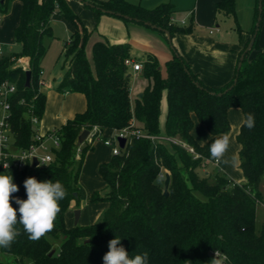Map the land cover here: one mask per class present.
Masks as SVG:
<instances>
[{"label":"trees","instance_id":"1","mask_svg":"<svg viewBox=\"0 0 264 264\" xmlns=\"http://www.w3.org/2000/svg\"><path fill=\"white\" fill-rule=\"evenodd\" d=\"M14 1L21 4L13 30V40L21 50L1 57L0 84L9 81L17 86L11 99L15 144L26 148L33 138L31 125L24 117L26 107L20 100L32 105L33 114L39 119L44 112L46 98L39 91L38 82L48 48L43 41L53 38V16L64 17L74 29L61 52L62 75L56 90L82 94L86 109L57 129L60 147L53 151L51 163L2 174L11 175L18 186L14 198L27 199L23 181L29 177L60 181L67 195L59 201L61 211L51 232L32 241L23 225L17 224L19 235L0 252L13 257L15 264L25 260L33 264H103L108 242L116 237L130 258L147 253L148 264H211L215 252L220 254L222 264H264V225L259 232L255 228L256 209L262 203L259 185L264 176V53L258 48L264 0L258 31L246 51L255 33L256 5L249 40L238 55L237 64L243 55L241 67L238 70L236 66L229 83L218 88L205 86L172 47V58L164 63L162 71L154 56L143 57L141 74L145 86L139 98L130 96L131 78L124 62L136 59L128 44L110 45L97 40L88 60L85 46L92 30L82 24L66 0H0V11L6 15ZM75 1L91 11L95 23L101 16H111L162 34L167 32L170 39L190 34L194 27L193 14L186 25L173 23L175 12L170 4L147 10L125 0ZM215 14L233 19L237 34H241L235 18V0H219ZM18 58L27 62L29 87L24 85L26 71L17 64ZM163 91L167 116L161 135L158 118ZM231 109L240 110L243 121L249 113L255 118L252 129L243 126L242 121L235 136L242 184L233 183L222 174L197 173L198 168L214 161L209 151L211 143L230 132ZM194 120L210 136L202 145L191 135ZM93 127L98 132L92 141L99 134L102 139L108 138L104 134L107 130L138 131L145 137L129 135L120 155H111L108 162L98 166L104 188L93 192L90 202L108 204L101 221L67 229L64 215L72 201L79 203V177L86 153L92 149L84 142L77 159L78 138ZM165 174L169 175L167 197L163 196ZM10 202L18 210L15 199ZM57 240L60 244L55 248L53 241Z\"/></svg>","mask_w":264,"mask_h":264},{"label":"crops","instance_id":"2","mask_svg":"<svg viewBox=\"0 0 264 264\" xmlns=\"http://www.w3.org/2000/svg\"><path fill=\"white\" fill-rule=\"evenodd\" d=\"M218 1L196 0L193 12L194 27L192 32L186 35H174L171 39V46L183 58L191 72L198 77L202 84L212 88L222 87L231 81L237 66L238 55L249 40V32L253 28L248 31L240 28L242 32L238 35L233 21V27L229 26L227 30L224 25L226 24L225 21L229 18L216 16L215 14V4ZM252 2L253 0H235L236 18L239 6L241 7L243 4L245 5V10L249 9L251 12L254 9ZM20 10L21 4L18 1H14L0 23L2 24L0 25V46L2 48L7 36H11L13 39V30L18 24ZM53 20L54 18L51 20V27L54 24ZM66 29L70 32L68 27ZM93 29H95V33L91 34L85 46V55L88 60L91 58V46L97 40L110 45L128 44L132 57L136 59L133 61L138 62L141 66L144 60L143 57L145 55H152L158 61L161 71L163 70L164 63L172 58V50L166 36L157 30L109 16H102L95 24L93 21L89 23L88 30ZM258 48L264 53V16L260 26ZM128 73L131 80L133 79V81L130 80V96L133 98L141 94L145 86V80L142 77L141 71L133 72L128 67ZM61 75L62 70L60 69V71L49 74L46 77L42 69L41 78L44 80L45 86L41 88V93L46 98L44 112L39 122V129L42 132L59 129L67 120L72 119L77 114L83 113L86 109V99L82 94L61 93L56 90ZM166 116V91H163L158 118L161 135L164 134ZM228 121L230 132L227 135L231 138V144L224 158L227 163L223 161L216 165L209 163V165H212V170H209L207 166L204 169L201 168V171L204 176L222 174L233 183L242 184L244 183V178L240 170H238L237 151L239 147L235 142V136L243 121L240 110H229ZM104 134L111 136L113 131L107 130ZM191 135L200 145L207 142L210 138L205 128L196 120L193 121ZM90 145L92 149L86 153L79 180L81 183L87 179L93 180L92 188L96 190L90 193L91 197L93 192L101 191L104 188V182L99 176L97 169L100 164L109 161L111 154L109 148L104 146L98 138L91 141ZM234 159L235 162H233ZM90 197L87 206L80 203L77 205L74 201L70 203V207L64 215L67 229L76 225H91L92 217H90V214L95 211L103 214L104 210L108 207L107 203H91ZM75 210L79 211L76 225H74Z\"/></svg>","mask_w":264,"mask_h":264},{"label":"clouds","instance_id":"3","mask_svg":"<svg viewBox=\"0 0 264 264\" xmlns=\"http://www.w3.org/2000/svg\"><path fill=\"white\" fill-rule=\"evenodd\" d=\"M255 125L254 116L249 113L243 121V126L252 129ZM231 144L229 135L224 134L215 139L209 147L210 156L218 164L227 163L224 160ZM235 162V159L233 160ZM27 199L14 198L13 194L19 191L13 183L11 175H0V248H9L19 235L17 224L23 225L24 231L32 241H38L54 229V222L61 211L59 201L66 195V189L60 181H38L34 177L23 181ZM19 205L14 209L11 200ZM19 213V217L17 215ZM218 252L211 260V264H222L217 258ZM103 264H148V254H138L130 258L128 252L121 246V239L114 238L108 242V251L103 256Z\"/></svg>","mask_w":264,"mask_h":264},{"label":"rangeland","instance_id":"4","mask_svg":"<svg viewBox=\"0 0 264 264\" xmlns=\"http://www.w3.org/2000/svg\"><path fill=\"white\" fill-rule=\"evenodd\" d=\"M101 1H106V0H101ZM126 2L133 4V5H139L144 9L151 10L154 9L155 7L162 5V4H170L174 10V23L177 25H181L180 21L183 20L185 24L189 23V20L191 18V14L194 12L195 8V1L196 0H125ZM69 8L72 10V12L80 19L82 24L88 29V24L92 23V21L95 24V21L93 19V15L90 10L87 8L83 7L82 4L75 0H66ZM69 2V3H68ZM253 6L254 9L250 10H245V5L242 4V6L238 8V16L236 18V13H235V18L238 26L245 31L250 30L253 27L254 24V10L257 5V0H253ZM11 6V5H10ZM10 9V7H9ZM102 17V16H101ZM100 17V18H101ZM111 17V16H109ZM54 18L53 22L54 24L52 25V39L45 38L43 43L45 46H47V52L46 55L41 63V67L45 73V76H49V74H54L61 69V64H62V56L61 52L63 50V47L65 45V42L68 40L69 36L73 33L74 29L73 26L70 24L68 20H66L64 17L61 16H53ZM218 18V17H217ZM225 28L231 26L233 27V20L228 19L225 21ZM2 25V24H0ZM235 25V24H234ZM70 29V32L67 31L66 28ZM72 29V31H71ZM95 31L92 30V33ZM71 33V34H70ZM95 33V32H94ZM90 39V38H89ZM21 50V46L17 43L14 42L11 36H7V39L4 42L3 46V53L2 56L8 57L12 54L19 53ZM141 80V78H140ZM133 81V79L131 80ZM231 110H238V109H231ZM101 142L102 139L98 138ZM176 143L179 142L178 140H174ZM103 144V142H102ZM104 145V144H103ZM105 146V145H104ZM110 150V149H109ZM111 154V150H110ZM209 167V170H212V165L207 163L206 166L202 167V169ZM239 170V169H238ZM198 173L200 176H203V172L201 171V168H198ZM163 180V178H162ZM93 185V180L87 179L85 182H80L79 180V203L80 204H85L86 206L89 204V197L90 193L93 190H96L92 188ZM259 191L262 195V203L257 207L256 209V218H255V228L256 232H259L261 227L264 225V176L263 179L259 185ZM101 192V191H99ZM90 206V205H89ZM88 206V207H89ZM95 208V207H93ZM90 217H92V224L94 223H99L102 219V213H98L97 211L92 212L90 214ZM54 247L58 248L60 244V240L53 241ZM54 252V251H53ZM0 263L2 264H15L13 257L6 255L2 252H0ZM23 264H33L29 260H25Z\"/></svg>","mask_w":264,"mask_h":264},{"label":"built area","instance_id":"5","mask_svg":"<svg viewBox=\"0 0 264 264\" xmlns=\"http://www.w3.org/2000/svg\"><path fill=\"white\" fill-rule=\"evenodd\" d=\"M3 17L4 14L0 11V23L2 22ZM172 22L174 23V20H172ZM180 24L184 25L185 22L180 21ZM2 53L3 48L0 46V59L2 57ZM17 64L23 71H27V62L24 58H18ZM124 64L125 66L130 67L133 72H140L142 70V67L138 62L126 60ZM41 76L38 82L40 92L41 88L45 86V82ZM16 93L17 86L15 83L4 81L0 84V175L6 174L11 170L22 171L28 167L40 168L47 166L53 161V151L58 150L60 147V138L57 134V129H51L46 132L40 131V119L33 114V106L26 105L23 99L20 100V104H24L26 107L24 117L31 125L33 138L31 143L26 148H20L15 144V135L12 125L13 116L11 112V99L16 95ZM96 132H98V128L93 127L85 142L90 144L92 137ZM129 135L145 137L138 131L130 132L127 129H123L121 131H113V134L106 139H102L100 134L96 138L102 139L103 144L111 150V155L118 156L120 155L121 149L119 148L117 139L124 138L126 140ZM82 144H80L76 149L77 159L80 153V146ZM187 150L189 153L193 154V150L191 148H188ZM34 160L37 163L36 166H32ZM210 163L215 165L217 164L215 160ZM160 177L163 178V176ZM215 253H213L214 257ZM217 258H219V256Z\"/></svg>","mask_w":264,"mask_h":264},{"label":"water","instance_id":"6","mask_svg":"<svg viewBox=\"0 0 264 264\" xmlns=\"http://www.w3.org/2000/svg\"><path fill=\"white\" fill-rule=\"evenodd\" d=\"M257 11H258V14H257V18H256V23H255V33L253 34V37L250 40L249 46L246 49V51L249 50L250 46L252 45L253 39L255 38L256 32L258 31V28H259V25H260V22H261V15H262V11H263L262 0H258V2H257ZM164 35L166 36L167 41H168L170 47L172 48L171 39H170L169 34L167 32H165ZM242 60H243V55L240 56L239 62L237 64V69L238 70L241 67ZM234 83H235V81H234ZM29 84H30V72L26 71L25 72V84L24 85H25V87H29ZM139 97H141V94H138V98ZM88 134H89L88 131H83L82 134L78 138V143L82 144L83 142H85ZM117 140H118L119 148L123 149L124 145L126 143V140L124 138H118ZM36 165H37V163L34 160L32 166H36ZM168 186H169V175L165 174L164 182H163V196H165V197L168 196ZM78 216H79V211L75 210L74 211V225L77 224ZM52 254H53V251L49 253V256H51Z\"/></svg>","mask_w":264,"mask_h":264}]
</instances>
